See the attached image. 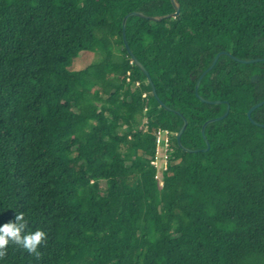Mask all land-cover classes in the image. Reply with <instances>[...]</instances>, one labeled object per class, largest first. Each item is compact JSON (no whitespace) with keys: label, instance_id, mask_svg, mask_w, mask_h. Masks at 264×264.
Wrapping results in <instances>:
<instances>
[{"label":"trees","instance_id":"trees-1","mask_svg":"<svg viewBox=\"0 0 264 264\" xmlns=\"http://www.w3.org/2000/svg\"><path fill=\"white\" fill-rule=\"evenodd\" d=\"M177 1L125 28L163 105L123 20L171 0H0V224L48 233L0 264H264V0Z\"/></svg>","mask_w":264,"mask_h":264},{"label":"water","instance_id":"water-1","mask_svg":"<svg viewBox=\"0 0 264 264\" xmlns=\"http://www.w3.org/2000/svg\"><path fill=\"white\" fill-rule=\"evenodd\" d=\"M172 2V5H173V12L170 13V14H167V15H163V16H149V15H146L140 11H132V12H129L125 17H124V20H123V28H124V42H125V45H126V48L129 52V54L131 55L132 57V60L144 71V73L147 75V78H148V82L150 83V85L152 86V90H153V93L155 95V97L161 102V104L165 105L164 102L160 99L159 95H158V92H157V88L155 86V83L153 81V78L150 74V72L148 71V69L142 64V62L138 59V57L132 52L131 48H130V45L128 43V40H127V36H126V31H125V28H126V22H127V19L129 16L131 15H140V16H143V17H146V18H150V19H153V20H161L165 17H177L180 13H181V5L180 3L177 1V0H171ZM222 53H226V51H220L216 54L213 62L206 68V70H204L202 72V74L200 75L198 81H197V84H196V90H198L199 88V85H200V82L201 80L203 79V77L205 76V74L210 71L214 66L215 64L217 63V61L219 60L220 56ZM236 60H239L241 62H244V63H251V62H257V61H261L263 60L264 58H253V59H241V58H238L234 55H232ZM258 76L257 75H254L253 76V80H255ZM198 96L203 100V101H209V100H206L205 98H203L202 96H200L198 94ZM210 102H220L219 100H212ZM264 104V99L261 100L260 102L254 104L249 110H248V117L251 119V121L254 123V124H257V125H261V126H264L263 123H259L257 122L256 120H254L252 118V112L262 106ZM167 107V106H166ZM169 109V107H167ZM229 111H230V105H228V108L226 110V112L221 115V116H218V117H214V118H210L208 119L204 124H203V127H202V133H203V136L206 140V143H207V146L206 148H203L201 150L203 151H207L210 149V142H209V139L206 135V132H205V129H206V126L207 124L211 123V122H214V121H217V120H220V119H223L224 117H226L228 114H229ZM178 112V111H177ZM187 125H188V120L186 118H184V124L183 126L181 127V129L179 130V132L177 133V139H178V142L181 146L182 145V141H181V137L183 135V133L185 132L186 128H187ZM187 150H190V151H193L191 149H187ZM197 151V150H195Z\"/></svg>","mask_w":264,"mask_h":264},{"label":"clouds","instance_id":"clouds-1","mask_svg":"<svg viewBox=\"0 0 264 264\" xmlns=\"http://www.w3.org/2000/svg\"><path fill=\"white\" fill-rule=\"evenodd\" d=\"M29 222L23 212H16L13 219L0 224V260L7 255L9 246L23 249L37 260L42 259L40 248L47 245L48 233L40 228L28 231Z\"/></svg>","mask_w":264,"mask_h":264},{"label":"built area","instance_id":"built-area-1","mask_svg":"<svg viewBox=\"0 0 264 264\" xmlns=\"http://www.w3.org/2000/svg\"><path fill=\"white\" fill-rule=\"evenodd\" d=\"M162 135L165 136L164 140ZM170 132L166 129H159L156 136L157 154L152 160V164L156 167V177L161 186L164 185L165 179L168 177V150H169Z\"/></svg>","mask_w":264,"mask_h":264},{"label":"rangeland","instance_id":"rangeland-1","mask_svg":"<svg viewBox=\"0 0 264 264\" xmlns=\"http://www.w3.org/2000/svg\"><path fill=\"white\" fill-rule=\"evenodd\" d=\"M118 49H121V44H119ZM100 58L101 57L95 55L94 53H84L78 59H76V62L73 65L72 69L85 67L93 61L99 60ZM162 138L164 140L165 136L162 135Z\"/></svg>","mask_w":264,"mask_h":264}]
</instances>
